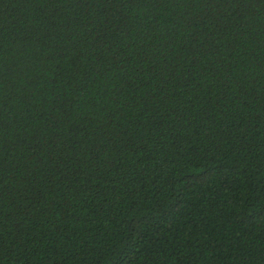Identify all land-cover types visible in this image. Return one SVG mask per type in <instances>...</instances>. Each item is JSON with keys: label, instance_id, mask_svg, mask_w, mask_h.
<instances>
[{"label": "trees", "instance_id": "obj_1", "mask_svg": "<svg viewBox=\"0 0 264 264\" xmlns=\"http://www.w3.org/2000/svg\"><path fill=\"white\" fill-rule=\"evenodd\" d=\"M0 264H264V0H0Z\"/></svg>", "mask_w": 264, "mask_h": 264}]
</instances>
